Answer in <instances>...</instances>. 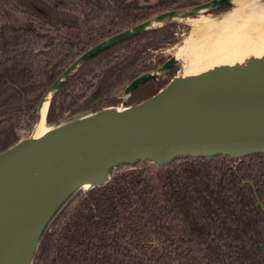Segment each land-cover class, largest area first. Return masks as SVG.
<instances>
[{"label": "trees", "instance_id": "obj_1", "mask_svg": "<svg viewBox=\"0 0 264 264\" xmlns=\"http://www.w3.org/2000/svg\"><path fill=\"white\" fill-rule=\"evenodd\" d=\"M207 1L0 0V11L25 15L0 27V153L21 131L31 134L41 97L80 55L155 15ZM178 25L92 56L54 92L46 125L115 107L106 103L170 58L158 53L177 42ZM178 70L140 84L124 105L150 98ZM80 192L50 222L33 264H264V153L126 165Z\"/></svg>", "mask_w": 264, "mask_h": 264}, {"label": "water", "instance_id": "obj_2", "mask_svg": "<svg viewBox=\"0 0 264 264\" xmlns=\"http://www.w3.org/2000/svg\"><path fill=\"white\" fill-rule=\"evenodd\" d=\"M235 0H209L190 8L171 10L122 31L80 55L45 91L37 108V120L30 135L0 153V241L24 224L33 223L35 240L29 264H33L43 233L62 206L83 186L106 184L115 168L151 162L166 166L177 159L212 158L227 155L239 158L264 153V84L249 83L225 89L203 91L193 97L169 88L177 74L156 94L140 104L107 107L46 125L51 98L60 85L80 66L100 51L144 31L153 19L185 11L186 17L211 12L222 6L235 7ZM171 58V57H170ZM142 74L124 90L131 91L172 66ZM178 73V72H177ZM257 80V79H256ZM255 82V81H254ZM225 87V88H224ZM49 96L45 126L40 138L44 103ZM84 190V191H87Z\"/></svg>", "mask_w": 264, "mask_h": 264}, {"label": "bare ground", "instance_id": "obj_3", "mask_svg": "<svg viewBox=\"0 0 264 264\" xmlns=\"http://www.w3.org/2000/svg\"><path fill=\"white\" fill-rule=\"evenodd\" d=\"M236 2L239 8L219 16L190 17L188 37L177 54L163 66L167 67L173 60L183 61V69L178 71L169 88L172 95L183 91L195 97L221 86L228 89L249 83L255 88L259 83L264 84V17L255 20L249 11L244 13L243 9L253 0ZM259 2L264 4V0ZM185 17V11L168 14L151 20L142 28H153ZM48 104L49 96L43 106L41 128L33 133L34 139L49 131L45 126ZM91 184L86 183L83 189L87 190ZM32 226L33 223L24 224L0 241V264H29L35 247L30 234Z\"/></svg>", "mask_w": 264, "mask_h": 264}, {"label": "rangeland", "instance_id": "obj_4", "mask_svg": "<svg viewBox=\"0 0 264 264\" xmlns=\"http://www.w3.org/2000/svg\"><path fill=\"white\" fill-rule=\"evenodd\" d=\"M138 1L141 4H143V5L144 4H147V3H154V2H156V0H138ZM234 4H235V7L234 8H236V7L239 8L240 7L238 5V3L236 2V0H235V3ZM263 9H264V4L263 3L259 2V0H255V1L253 0V2L249 3L248 4V7H246L245 9H243V11H245L244 13H247V14L250 12L249 14L252 16V19L258 20V19L264 17V11H263ZM254 13H256V14H254ZM203 15L214 16L216 14L213 13V12L212 13L211 12H208V11H206V12H199V13H196V14H191L188 17H185L184 19H180L179 21H177L178 24H179L175 28L176 32L178 33L177 34V36H178L177 42H175L174 44L169 45L166 48H164L163 50H161L158 53V55H161L162 57H165V58H169V57L172 58L173 56H175L177 54L178 50L183 46V41L188 37V35L190 33V30H191V26L189 24L190 17L191 18H196L198 16L200 17V16H203ZM253 15H254L255 18L253 17ZM24 16H25L24 13L21 12V11L8 12V13L0 12V27L3 24H8V23H14V24H19L20 25L25 20V17ZM247 16H249V15H247ZM173 62H174V64H176V68L179 69L178 71H181L183 69V61L181 59H179V60H173ZM162 75L164 76L165 73H163ZM128 97L129 96H127V97L121 96V97H119V99L118 98L117 99L116 98L115 99H111V100L108 101V103H106V105L115 106V107H121V105L124 104V102L128 99ZM124 99H125V101H124ZM118 100H119V102H118ZM24 135H25V131H21L20 132L21 138H23ZM139 163H140V165H143V164L144 165L145 164L155 165L154 163L145 162V161L144 162H139ZM80 193L83 194V193H85V191L84 190H81Z\"/></svg>", "mask_w": 264, "mask_h": 264}, {"label": "flooded vegetation", "instance_id": "obj_5", "mask_svg": "<svg viewBox=\"0 0 264 264\" xmlns=\"http://www.w3.org/2000/svg\"><path fill=\"white\" fill-rule=\"evenodd\" d=\"M0 12H2V11H0ZM4 13V12H3Z\"/></svg>", "mask_w": 264, "mask_h": 264}]
</instances>
